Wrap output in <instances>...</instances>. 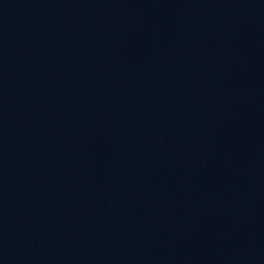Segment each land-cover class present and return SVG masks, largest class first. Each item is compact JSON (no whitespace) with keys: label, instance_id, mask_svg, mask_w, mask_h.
Returning <instances> with one entry per match:
<instances>
[{"label":"water","instance_id":"95a60500","mask_svg":"<svg viewBox=\"0 0 264 264\" xmlns=\"http://www.w3.org/2000/svg\"><path fill=\"white\" fill-rule=\"evenodd\" d=\"M0 264H264V0H0Z\"/></svg>","mask_w":264,"mask_h":264}]
</instances>
